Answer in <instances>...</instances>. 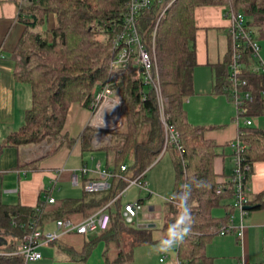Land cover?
I'll return each mask as SVG.
<instances>
[{"label": "trees", "instance_id": "1", "mask_svg": "<svg viewBox=\"0 0 264 264\" xmlns=\"http://www.w3.org/2000/svg\"><path fill=\"white\" fill-rule=\"evenodd\" d=\"M200 5L232 6L244 12L248 28L254 36L264 38V0H177L160 21L156 42L157 51H160L157 58L162 89L167 98L170 122L179 131L181 144V149L175 145H168L167 148L176 171L175 189L171 196L181 193V184L193 183L188 202L193 217L192 230L184 242L175 247L181 264H213L212 257L206 253V245L230 224L235 208L230 201L235 192L232 175L224 181L217 180L214 158L220 152L217 143L206 137L209 127L190 123L184 108L186 99L194 90L193 71L198 64L195 10ZM125 11V0H29L20 5V19L26 28L12 54L14 76L30 85L32 101L25 112L23 124L0 144V154L9 145L59 141L72 102L79 101L92 110V100L97 91L111 79L112 39ZM142 25L148 42L153 26L150 18L143 20ZM245 53V60L249 63L251 52ZM229 60L230 57L219 63L216 79V90L228 96ZM244 74L256 99L246 103L245 111L239 116L264 113V98L259 94V90L264 88V74L249 69ZM140 76L139 67L132 61L119 85L124 93L126 124L123 129L113 132L112 145L100 147L111 156L109 161L112 164L107 168L115 174L112 188L102 192L84 190L81 197H66L57 209L42 210L38 214L35 210L37 205L28 207L0 203V231L14 232V239L20 241L25 231L23 224L35 216L42 227L45 222L59 218L81 216L84 219L103 208L126 185L120 177L122 165H127V170L123 171L125 175L135 177L158 160L163 149L164 130L155 96ZM144 93L147 95L145 99ZM96 131L90 125L83 132L84 150L92 149ZM235 141L245 144L241 155L243 163L251 165L247 172L250 177L254 161L264 159V132L260 127L241 124ZM195 181H202L203 185L197 188ZM219 186L223 188L221 193L217 192ZM249 196V205L254 208L264 206V192ZM175 201L166 202L170 215L162 225L165 231L179 214ZM214 207L226 209L223 217L213 216ZM111 215L112 222L107 229L92 232L91 236L89 233H78L85 235L80 248L73 243L62 245L59 239L51 242L63 247L62 250L68 254L67 260L48 263L42 258L30 264H89L88 257L99 240L105 242L106 264H134L135 248L153 243V230L159 227L127 223L119 202ZM16 249L17 244L12 242L0 246V252ZM0 264H25V260L18 253H0Z\"/></svg>", "mask_w": 264, "mask_h": 264}, {"label": "crops", "instance_id": "2", "mask_svg": "<svg viewBox=\"0 0 264 264\" xmlns=\"http://www.w3.org/2000/svg\"><path fill=\"white\" fill-rule=\"evenodd\" d=\"M20 3L21 0H0V144L23 124L25 112L32 101L30 85L18 81L14 76L15 61L12 54L26 28L20 19ZM224 7H196L198 64L193 71V93L184 103L188 121L208 126L206 137L218 145L220 153L214 158L218 181L228 179L234 171V143L240 125L250 119L251 125L260 127L264 132V113L239 116V109L229 96L216 90L219 63L230 57V35ZM92 114V110L79 101L72 102L59 141L6 146L0 154V203L35 207L52 196L58 203L49 205L46 211H53L61 205L64 198L81 197L84 194L85 179L98 175L97 166L107 168L112 164L109 161L111 156L100 148L102 145L95 144L96 133L92 138V149L84 150L82 134L91 125ZM129 162L131 164V160ZM156 162L157 160L151 166ZM84 167L88 168L87 172L82 170ZM74 173L78 178L77 184L71 180ZM131 173L132 169L129 175ZM175 182L174 168L171 194L175 189ZM248 186L249 195L264 192V159L254 161ZM78 187L81 188L80 192ZM125 195L120 198L121 207ZM137 200L144 202L140 195ZM233 200L234 198H230V201ZM225 212L224 207L212 209L213 216L217 218L223 217ZM160 213H163L162 216ZM157 214L159 215L155 218V212L149 209L144 214L142 212L144 218L139 221L154 223L156 227L159 223L164 224L170 215L168 210L161 208ZM232 216L236 230L242 227L243 235L238 237L231 232L215 235L206 245V253L212 257L213 264H264V206L253 207L246 213L234 208ZM80 217L75 216L72 220L80 221ZM53 223L55 220L45 222L44 227ZM176 260L177 255L174 264Z\"/></svg>", "mask_w": 264, "mask_h": 264}, {"label": "built area", "instance_id": "3", "mask_svg": "<svg viewBox=\"0 0 264 264\" xmlns=\"http://www.w3.org/2000/svg\"><path fill=\"white\" fill-rule=\"evenodd\" d=\"M176 1L125 0L126 11L124 18L112 39V58L110 61L112 76L97 91L92 100L93 114L91 125L97 129L94 138L95 144L100 143L103 139H108L106 135L110 131H119L125 126L126 114L122 110L123 93L119 85L122 82L123 73L133 61L140 69V77L142 78L143 84L153 92L156 99V106L165 135L162 153L167 150L168 145H175L181 149L180 133L171 124L167 113L168 104L162 89L156 46L157 30L160 21ZM27 2L29 0H21L20 5ZM224 8V14L228 19V32L231 43L228 86L229 98L239 109L240 114L245 111L246 103L254 102L256 99V94L250 88V81L244 72L246 69H249L251 72L264 74V59L260 54V42L248 28L244 12L235 10L232 6H225ZM147 18H150L151 25H153L151 28V39L148 42L146 40V31L142 25V21ZM245 51L251 52L249 63L245 60ZM259 94L260 97L264 98V88L259 90ZM143 98H147L146 93L143 94ZM251 122L250 119H246L247 124H251ZM234 145L236 147L233 156L235 166L231 176L235 189L233 205L243 213H246L248 209L245 206L250 204V188L248 186L250 177L247 172L250 171L251 165L249 163H243L241 151L244 149L245 144L235 141ZM121 169L122 173L120 177L126 182V185L103 208L80 221H74L70 218H59L55 220V229L42 227L39 223V218L35 216L27 224H23L25 231L17 243V249L14 251H2L0 253L21 254L24 257L25 264H30L43 258V252L40 249L43 245L50 244L62 235L73 232L92 233L107 229L112 222L110 209L117 207V203L125 195L128 187L132 184H137L140 188H148V182L145 179L146 171L141 172L135 177H130L123 173V171L127 170L126 164L122 165ZM82 170L87 172L88 168L84 167ZM97 172L98 175L96 177H88L85 179L83 183L85 191L102 192L112 188V178L115 174L107 168H102L100 165L97 166ZM71 180L74 184L78 183V178L75 173ZM222 191V186H219L217 192L221 193ZM168 200L175 201V198L170 196ZM57 203L58 200L50 196L46 201L38 204L35 210L38 214L42 210H46L49 205ZM141 210L142 202L139 200L132 203H125L121 207L122 216L127 223L137 221L136 223L138 224V215ZM232 218L230 224L223 227L219 234L231 232L241 237L243 235V229L241 227L236 230L232 223ZM160 261L163 262L164 258L160 257ZM176 264H181L178 258Z\"/></svg>", "mask_w": 264, "mask_h": 264}, {"label": "rangeland", "instance_id": "4", "mask_svg": "<svg viewBox=\"0 0 264 264\" xmlns=\"http://www.w3.org/2000/svg\"><path fill=\"white\" fill-rule=\"evenodd\" d=\"M258 39L260 42V54L263 58L264 38H258ZM158 50H159V46H158ZM157 53H160V51L159 52L157 51ZM159 61L161 64V59H159ZM122 110L124 111V93H123ZM124 113L126 114L125 111ZM126 121H127V114H126ZM113 132L114 131L112 132L110 131L109 134L106 135L108 139H103L100 143H97L96 145H112ZM145 179L148 182L147 189L140 188V186L137 184H132L131 186L128 187L125 197L122 198L123 199L122 205L128 202L130 203L135 202L138 199V195L144 198V202L142 203V210L140 211L138 215V223L142 222V221H139V219L141 220V218H144L142 216V212L144 214V212H147L150 209L152 212H155V218H156L159 215V214L156 215V213L160 210V208L163 210L168 209L166 207V202L171 196V191L173 188V181H174V166H173L170 149L166 150L164 153H161L155 165L148 168ZM77 189L79 192L81 191L80 187H78ZM149 193H152L150 197H148ZM162 214L160 213L161 216ZM160 222L163 223V221H160ZM159 224H160L158 226L159 228L153 232V235L156 237L155 241L153 243L143 244L135 248L134 264H174L175 263V255H176L175 247L176 246L167 253L160 252L157 250V246L160 240L166 234V231L162 227L163 224L161 223ZM45 226H46L45 227L46 229L56 228L55 223L50 224L49 226L48 225H45ZM14 238L15 237H12V238L9 237L8 241L10 240V242L17 244L19 240L14 239ZM84 239H85V235H81V234L73 232V233H67L61 236L59 238V243H61L62 245H66V246L73 243L76 245V247L80 248L82 246ZM62 248H63L62 246H58V244H52V243L43 245L40 248L44 255L43 261L49 263L53 261L67 260L68 254L65 253L62 250ZM104 250H105V242L99 240L88 257V260H87L88 263L89 264H106V261L104 258ZM160 257L164 258L163 262L159 260Z\"/></svg>", "mask_w": 264, "mask_h": 264}, {"label": "clouds", "instance_id": "5", "mask_svg": "<svg viewBox=\"0 0 264 264\" xmlns=\"http://www.w3.org/2000/svg\"><path fill=\"white\" fill-rule=\"evenodd\" d=\"M195 187L199 188L203 185L202 181H195ZM181 193L176 197L179 214L167 227L165 236L160 240L157 250L167 253L175 246L184 242L185 238L192 230L193 217L191 215V208L189 206V199L193 190V183L185 182L180 185Z\"/></svg>", "mask_w": 264, "mask_h": 264}, {"label": "water", "instance_id": "6", "mask_svg": "<svg viewBox=\"0 0 264 264\" xmlns=\"http://www.w3.org/2000/svg\"><path fill=\"white\" fill-rule=\"evenodd\" d=\"M245 208L249 210V209L253 208V205H246ZM154 226H155L154 223H141L140 224V227H154ZM9 235L15 236L16 234L14 232L9 231V230L0 231V246L8 244V238L7 237Z\"/></svg>", "mask_w": 264, "mask_h": 264}]
</instances>
